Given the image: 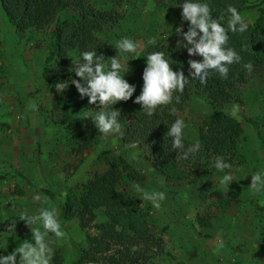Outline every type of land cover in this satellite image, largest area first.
<instances>
[{
  "label": "rangeland",
  "instance_id": "rangeland-1",
  "mask_svg": "<svg viewBox=\"0 0 264 264\" xmlns=\"http://www.w3.org/2000/svg\"><path fill=\"white\" fill-rule=\"evenodd\" d=\"M92 1L101 9L111 6L109 0ZM252 3L264 9L263 0ZM181 11L170 0H128L120 20L100 35L115 56L121 38L140 43L138 53L128 56L126 69L131 72L124 78L136 86V92L128 101H120L125 107L140 105L134 101L143 86L145 50L160 40L180 41L175 29L185 31ZM259 14L257 6L241 13L247 23H253ZM70 15L69 11L63 14ZM47 43L43 32L17 31L0 2V255L10 254L25 240L34 243L31 227L19 218L21 212L32 215L44 207L58 214L46 192L49 184L62 190L65 201L67 193L79 191L101 168L98 155L107 149L146 176L132 185L143 214L137 232L130 234L136 242L129 246L132 258L127 264H264V191L256 192L250 186L251 175L264 174V71L254 70L251 80L237 88L239 100L224 107L243 129V162L231 168L234 181L229 187L219 183L225 172L213 167L215 159L196 161L195 183L194 179L169 181L155 169L147 152L123 141L121 132L107 138L103 135L98 145L83 148L87 135L84 118L96 113L95 106L87 97L82 99L70 81H61L69 86L57 92L48 66ZM77 56V52L72 54L73 59ZM213 112L205 98H192L179 113L185 136L197 141L201 125ZM154 192L165 194L159 207L145 198L146 193ZM34 193L42 198L38 204L32 201ZM58 217L65 235L49 238L53 258L60 256L62 264H71L74 253L66 227L85 245L87 234L99 233L94 224L107 219L104 209H98L95 220L84 228L78 217L65 215V207ZM221 240L222 248L218 247ZM122 249L116 247L110 253L128 254Z\"/></svg>",
  "mask_w": 264,
  "mask_h": 264
},
{
  "label": "trees",
  "instance_id": "trees-1",
  "mask_svg": "<svg viewBox=\"0 0 264 264\" xmlns=\"http://www.w3.org/2000/svg\"><path fill=\"white\" fill-rule=\"evenodd\" d=\"M264 1V0H263ZM2 8L17 31L36 30L46 34L48 39V66L52 79L56 82L79 79L71 72L83 51L95 50L98 55L105 57L107 63L115 52L100 36L106 29L116 24L122 17L121 8L128 0H109V9H101L92 0H0ZM182 0H170L175 6ZM214 10L213 18L224 14L229 4L236 7L240 13L244 10L258 7L259 16L253 23H248V30L243 33H229V46L233 47L242 57L241 62L229 66L228 78L224 79L218 73H211L206 84L191 78L194 70L188 65L189 60H201L200 56H190L184 47H177L173 40H160L145 50V56L154 51H163L170 59L174 71H183L189 76V83L170 105L159 106L153 116H148L142 106L125 107L121 102L113 105L121 115V137L128 145L134 143L148 153L155 169L171 180H191L198 176L194 165L196 161L223 157L231 163L232 168L243 162L242 153V124L224 110L226 105L238 101L236 90L247 84L253 77L254 70L264 71V9L252 3V0H210ZM70 16H63L66 12ZM222 23L227 24L225 15ZM181 25L187 31V22ZM78 53L76 59L73 53ZM250 64L251 68H245ZM146 67V57L144 61ZM129 70L126 74L130 73ZM125 74V75H126ZM50 83V82H49ZM194 97L205 98L214 108V112L200 127L197 141L187 138L183 132L185 147L195 143L200 144L199 151L190 155L189 159L182 158L180 150L174 149L171 138L166 136L167 128L179 118V113ZM97 104H93L95 111H100ZM175 108V112L171 111ZM87 135L84 136L85 149L101 143L103 134L94 126L92 119L84 118ZM90 152L88 151L87 154ZM102 166L91 174L80 186L79 191L66 194L63 201L61 189L49 184L46 192L52 198L58 214L65 207V215L69 218L78 217L87 227L88 221L96 218V211L104 209L107 219L94 224L98 234H87V243L78 242L66 227L69 238L74 247L71 264L84 262H105L108 264H127L131 261L130 247L136 242L131 232H137L142 220L143 211L134 198L132 185L143 182L146 176L138 171L123 156L111 150H103L98 155ZM198 179H194V183ZM91 220V221H90ZM123 247L128 254L116 255L110 253L116 247ZM55 264H62L60 256H55Z\"/></svg>",
  "mask_w": 264,
  "mask_h": 264
},
{
  "label": "clouds",
  "instance_id": "clouds-1",
  "mask_svg": "<svg viewBox=\"0 0 264 264\" xmlns=\"http://www.w3.org/2000/svg\"><path fill=\"white\" fill-rule=\"evenodd\" d=\"M178 6L182 9V21L187 22V31L182 28L175 29L177 35L181 37L177 47H184L190 56H200L201 60H189L191 78L197 79L201 84H206L211 73H218L220 77L227 79L229 66L239 63L241 55L229 46V33L243 34L248 30V23L231 4L227 6L225 12L220 17L213 18L214 10L210 0H182ZM227 16V24L222 23L224 16ZM118 49L116 56L105 63V57L98 55L96 49L83 51L80 58L72 63L70 69L79 79H71L70 83L75 86L80 97L88 98L89 104H97L100 111L90 117L95 128L104 135L105 138L112 134L121 132L122 125L119 122L121 112L113 109V105L120 101H128L136 92V86L130 84L125 78L129 71L126 69L128 56L137 54L140 43L123 37L115 45ZM127 54V55H126ZM146 67L142 74L143 86L140 95L136 96L135 103L142 106L143 111L148 116H153L159 106L170 105L173 100L178 102L179 96L174 97V93H182L189 83V76L184 72L174 71L170 64V59L166 58L163 51H154L146 56ZM245 68L250 69V64H245ZM68 83L57 82L55 88L57 92H62L68 87ZM171 111L175 112V108ZM185 122L177 118L167 128L166 136L171 138L174 149L180 150L182 158L187 160L190 155L199 151L200 144L195 143L185 147L183 139V128ZM213 167L225 175L220 179L221 185L228 186L234 181L231 173L232 165L223 157H217ZM251 188L256 192L264 191V174L256 172L251 175ZM139 192L141 188L136 186ZM145 198L159 207L158 201L165 199L163 192L145 194ZM41 196L37 193L32 195L33 203H40ZM19 218L32 229V241L25 240L23 244L8 255H0V264H51L54 250L53 240L63 238L61 221L57 211L50 208H39L36 214L28 215L21 212ZM33 225H41L40 229H34ZM223 241H219L218 247H223ZM19 257V259H17Z\"/></svg>",
  "mask_w": 264,
  "mask_h": 264
}]
</instances>
